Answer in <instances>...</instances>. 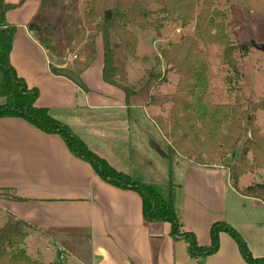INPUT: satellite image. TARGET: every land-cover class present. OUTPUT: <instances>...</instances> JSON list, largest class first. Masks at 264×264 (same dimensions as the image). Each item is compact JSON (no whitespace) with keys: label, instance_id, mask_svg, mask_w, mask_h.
<instances>
[{"label":"crops","instance_id":"crops-1","mask_svg":"<svg viewBox=\"0 0 264 264\" xmlns=\"http://www.w3.org/2000/svg\"><path fill=\"white\" fill-rule=\"evenodd\" d=\"M36 10L34 0H27L7 12L6 18L17 25L11 64L28 86L39 90L37 106L47 107L98 154L97 141L110 151L109 155L121 148L126 157L130 148L141 145L146 137L150 146L166 157L159 142L152 139L155 131L163 141L154 117L148 114L155 106L147 104L148 96L145 102L140 100L142 90L135 91L127 104L120 89L103 82L101 59L81 72L85 90L49 69L47 50L27 29ZM131 109L142 110L147 122ZM98 120L108 123L103 135L100 130L96 135L91 126L89 131L87 122ZM85 129L91 143L83 136ZM130 129L137 131L135 140ZM102 157L115 167L112 157ZM174 164L184 171L180 183H174L182 192L180 203L178 194L174 193V198L183 230L193 233L198 245L208 246L211 226L225 222L235 229L254 258H264V202L237 192L224 167L193 160H176ZM240 179L238 185L244 186ZM1 188L11 189L20 199L1 196L0 214L4 213L5 220L13 214L35 228L26 244L40 238L43 249L36 257L48 263L61 261L50 258L56 246L60 247L59 256L74 245L77 255L62 264H251L226 231L219 232L216 251L206 256L190 255L187 240L172 236L169 222L143 217L137 193L101 179L92 165L73 155L57 134L44 133L19 117L0 118Z\"/></svg>","mask_w":264,"mask_h":264},{"label":"trees","instance_id":"trees-1","mask_svg":"<svg viewBox=\"0 0 264 264\" xmlns=\"http://www.w3.org/2000/svg\"><path fill=\"white\" fill-rule=\"evenodd\" d=\"M27 0L7 2L0 0V118L19 117L31 123L44 133L57 134L65 146L78 158L90 163L98 176L110 184L121 189H132L141 198V209L146 220L167 221L171 224L172 236H183L187 240V251L190 255L206 256L216 251L219 244V232H228L238 244L241 254L251 264H264V258H254L249 252L243 239L229 224L215 223L210 228L211 243L208 246L198 245L194 234L183 230L178 210L174 200L173 177L168 182L167 193L163 186L151 182H139L127 173L117 170L105 158L87 146L84 140L69 128V126L53 117L46 107L37 106L36 99L39 90L30 87L18 74L11 64L10 52L14 35L17 30L15 23H9L6 18L7 12L19 8ZM47 0H41L42 7ZM58 3V0H48ZM89 6L86 13L93 19L102 15L97 23V30L102 36V80L106 84L120 89L125 96L126 103L135 93V89L129 85H122L115 80L116 68L113 63V46L111 45L112 33L118 40L125 44L127 50L135 54L136 38L131 33L129 26L140 28L153 27L159 31L164 19L180 24L185 27L196 19V35L182 38L180 43H171L167 49L162 50V57L169 70H174L177 75V84L172 94L159 95L158 93L148 96V105L162 107L171 102L166 118L155 117L158 125L168 138L170 145L165 155L172 165L177 151H180L188 160L193 157V162L200 165H209L207 161L215 158L225 161L227 151L236 152L241 145L239 161H232L224 166L228 168V175L235 190L240 194L258 198L264 202V183L254 182L250 185L239 186L238 180L245 173L257 169L264 171V138L257 134L258 129L253 127L252 110L257 106L250 102L243 109L241 96L235 94L234 104L214 105L207 95V83L209 76L204 65L203 51L198 48L197 38L199 33L205 43L223 45L221 55L224 64L235 75L237 80L241 77L238 71L237 56L246 55L251 44L246 46L233 45L227 33L225 24L216 21L217 15L222 14L213 7L216 0H152L159 6L162 17H154L149 8L150 0H85ZM198 5L201 10L195 15ZM111 16L105 18L106 11ZM34 38L47 49L50 57L49 69L54 72L56 64L52 62L50 52H56L58 48L51 45V29L49 24H41L33 16L27 22ZM196 36V37H195ZM93 57L84 62L75 61L73 67H66L77 74L92 63ZM244 113L246 115L244 116ZM243 114V115H242ZM203 138V140H199ZM203 141V142H201ZM252 150L251 159L246 154ZM11 189L1 188L0 197L17 200ZM26 221L8 214L5 222L0 227V264H62L61 261L45 262L38 257H32L27 251L26 239L34 231Z\"/></svg>","mask_w":264,"mask_h":264},{"label":"rangeland","instance_id":"rangeland-1","mask_svg":"<svg viewBox=\"0 0 264 264\" xmlns=\"http://www.w3.org/2000/svg\"><path fill=\"white\" fill-rule=\"evenodd\" d=\"M40 1L34 0L37 10L33 16H36V21L41 22L42 25L49 24L50 29L51 26L54 27V29H51V45L56 46L58 53H60V56H57L56 52H50L54 64L73 67L75 61L84 62L92 59V57V62L95 59L103 61L102 36L96 27L99 19H102V15H97L93 19L88 17L86 13L89 10V6L85 0H58L56 4L54 1L47 0L42 7L39 6ZM216 1L217 3L213 8L222 14V16L217 15L216 21H222L225 24V33L228 34L233 45L246 46L251 41L264 44V0ZM149 3V8L154 12L153 18L156 16L162 17V14L158 11L159 6L152 0ZM201 7L202 5H198L195 15L201 10ZM196 23L197 21L194 19L190 24L182 27L179 23L176 24L164 19L158 32L153 27L129 26L128 28L136 38L135 54L129 52L125 44L110 33L114 52L113 63L116 68V82L132 86L135 91L142 90V94L139 97L142 102H145L147 96L156 93L159 95L172 94L177 84V75L174 70H169V66L166 65L162 57V50L167 49L171 43H180L182 38L186 36L196 35ZM196 38L198 48L203 51L202 60H204L206 72L209 76L206 88L210 99L209 102L214 105L227 103L232 105L235 102V94H238L241 96L243 109L247 107L248 102L256 104L257 106L252 110V114L247 117L251 118L253 116L252 125L258 129L257 134L264 138V51L250 45L246 55L239 56L238 54V71L242 75L235 80V75L232 71L222 64L223 45L205 43L200 33ZM170 106L171 102H167L162 107H151L148 109V114L150 118L157 116L166 118L169 115ZM131 110L139 114L138 116L147 122L142 110ZM245 115L246 113H244ZM87 125L89 126V131L93 127L91 129L96 135L100 131L103 135L109 127L107 122L99 120L93 124L87 122ZM130 130L133 140H135L137 131ZM159 130L163 141L159 139V135L155 131L152 132L153 136H151L155 143L159 142L165 152L170 145V141L165 138V133L161 129ZM83 132V136L91 143L92 138L87 136V129L83 130ZM142 140L141 145L130 148L129 156L126 157L124 156V149L119 148L118 151L117 148L114 149L111 156L109 155L110 151H107V149H104L105 146L101 145V141L95 143L99 154L108 156V158L112 157L116 169H126L124 173H128L131 178L139 182L145 181L160 184L163 186L164 193L168 196L167 186L170 179L173 177L174 183H180L179 181L184 177L182 166L174 163L171 165L167 157H163L160 152L150 146L146 137H143ZM199 140H203V138L200 137ZM117 142L122 144L121 139H118ZM241 150L242 147L240 145L236 152H226L225 161L221 162L220 159L215 158L207 161V163L220 167H224L231 161L237 164ZM116 155L118 156L117 161L114 160ZM251 156L252 150H249L246 158L249 160ZM176 160L188 161L180 151H177L173 161L175 162ZM190 160H193V157ZM226 169L228 171V168ZM240 178L239 183L244 186L254 182L264 183V171L257 169L253 172L245 173ZM179 191L174 184L173 192L178 194L177 199L179 195L182 196V192ZM4 216V213L0 214V227L5 222ZM42 249L43 244L40 238L36 237L34 241L29 242V245L27 244V251L32 257H36L40 251L42 252ZM59 249L60 247L56 246L49 253L50 258L64 261L68 257L77 255L74 245L67 246L66 254L61 252L62 255L58 256L57 251ZM44 260L46 259L44 258Z\"/></svg>","mask_w":264,"mask_h":264},{"label":"water","instance_id":"water-1","mask_svg":"<svg viewBox=\"0 0 264 264\" xmlns=\"http://www.w3.org/2000/svg\"><path fill=\"white\" fill-rule=\"evenodd\" d=\"M110 16H111L110 11L107 10L106 14H105V18H109ZM251 44L253 47H255L261 51H264V44L256 43L254 41H251ZM54 73L57 75H60V76L62 75L64 77L68 78L69 80H71L73 83H75V85L80 86L84 90L86 89V85L83 83L80 75L73 72L71 69L60 66V67L54 68Z\"/></svg>","mask_w":264,"mask_h":264}]
</instances>
